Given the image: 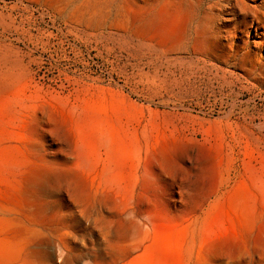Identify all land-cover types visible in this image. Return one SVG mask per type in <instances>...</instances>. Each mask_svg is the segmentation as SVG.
<instances>
[{
	"label": "rangeland",
	"instance_id": "rangeland-1",
	"mask_svg": "<svg viewBox=\"0 0 264 264\" xmlns=\"http://www.w3.org/2000/svg\"><path fill=\"white\" fill-rule=\"evenodd\" d=\"M236 3L0 0V264H264V29Z\"/></svg>",
	"mask_w": 264,
	"mask_h": 264
},
{
	"label": "bare ground",
	"instance_id": "bare-ground-1",
	"mask_svg": "<svg viewBox=\"0 0 264 264\" xmlns=\"http://www.w3.org/2000/svg\"><path fill=\"white\" fill-rule=\"evenodd\" d=\"M230 1V0H229ZM235 1V0H234ZM237 2H239V3H236L238 6L239 5H241V3L243 4V9H245V8H249L253 13V20H252V25L251 26H254L255 27V29L257 30V28H259V26L260 27H263V29H264V0H255L254 2H255V8L254 7H250V6H246L245 4V2L244 1H242V0H237ZM241 2V3H240ZM231 7V6H230ZM240 10H241V8H240ZM249 11V10H248ZM189 13V12H188ZM243 14V13H242ZM187 15V14H186ZM178 18V17H177ZM187 18V17H186ZM186 18H184V19H186ZM190 19H191V17H190ZM182 23V22H181ZM180 23V24H181ZM180 27V26H179ZM181 28V27H180ZM188 31V30H187ZM263 37H264V32H263Z\"/></svg>",
	"mask_w": 264,
	"mask_h": 264
}]
</instances>
